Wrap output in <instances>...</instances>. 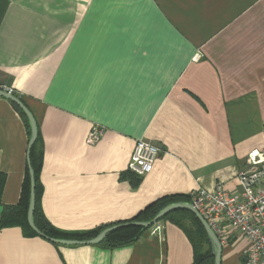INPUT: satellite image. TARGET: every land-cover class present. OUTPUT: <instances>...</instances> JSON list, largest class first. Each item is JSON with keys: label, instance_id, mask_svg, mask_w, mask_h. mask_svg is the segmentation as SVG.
Wrapping results in <instances>:
<instances>
[{"label": "crops", "instance_id": "crops-1", "mask_svg": "<svg viewBox=\"0 0 264 264\" xmlns=\"http://www.w3.org/2000/svg\"><path fill=\"white\" fill-rule=\"evenodd\" d=\"M0 86L37 120L41 206L63 232L129 220L167 195L237 192L248 154L264 149V0H0ZM96 125L105 132L89 145ZM29 139L0 97V221L21 199ZM138 139L161 152L136 179ZM248 244L232 229L222 264H243ZM193 261L170 220L118 247L0 230V264Z\"/></svg>", "mask_w": 264, "mask_h": 264}, {"label": "built area", "instance_id": "built-area-1", "mask_svg": "<svg viewBox=\"0 0 264 264\" xmlns=\"http://www.w3.org/2000/svg\"><path fill=\"white\" fill-rule=\"evenodd\" d=\"M104 132V127L94 126L86 143L97 144ZM160 152L158 145L138 139L128 163L129 170L138 176L149 174ZM238 182L237 192H230L220 184L212 190H193L189 193L190 202L223 245L228 244L232 229L249 241L243 264H264V149L248 154L247 168L238 173Z\"/></svg>", "mask_w": 264, "mask_h": 264}, {"label": "trees", "instance_id": "trees-1", "mask_svg": "<svg viewBox=\"0 0 264 264\" xmlns=\"http://www.w3.org/2000/svg\"><path fill=\"white\" fill-rule=\"evenodd\" d=\"M15 94L19 96L17 93ZM11 103L15 106V108L21 113V115L25 119L26 125L30 133L29 121L25 113L15 103H13L12 101ZM35 144L36 142L32 146L30 153L31 165L35 171V182H36V206L34 211V219L37 227L42 232H44L45 234L51 237L68 238V239L73 238L80 240L89 239L98 235L105 228L113 225L124 224L134 221H149L152 218H154L162 208H164L166 205L170 203L181 202V201L190 202L189 195H167L150 203L143 210H141L136 216H134L129 220L109 224L106 226H101L99 228L89 231L74 232V233L63 232L62 230H59L56 227H54L49 222L41 206V196H40L41 189H40V182L38 176V169L36 167V163H34L33 161V156H32ZM131 175L134 178L139 179L138 175L134 173H131ZM30 190H31V178H30L29 167H27L25 179L22 186L21 199L17 205L4 206L2 218L0 221V230L4 227L17 225L22 227L26 236H40L30 227L28 223V207H29V199H30ZM161 220L173 221L178 225H180L187 233L194 249V261L192 264H214V258L211 256L212 247L207 232L204 226L202 225V223L200 222V220L192 212H189L187 210H177L164 216L159 221ZM151 227L144 228L142 226H135V225H123L117 227L116 229L109 232L106 238L98 245H103L107 247H118L122 245L132 244L138 241L139 239H141L143 234Z\"/></svg>", "mask_w": 264, "mask_h": 264}, {"label": "water", "instance_id": "water-1", "mask_svg": "<svg viewBox=\"0 0 264 264\" xmlns=\"http://www.w3.org/2000/svg\"><path fill=\"white\" fill-rule=\"evenodd\" d=\"M0 97L6 98L13 103H15L26 115L29 126H30V139L28 143V151H27V161H28V167L30 171V178H31V190H30V199H29V207H28V223L30 227L42 238L47 239L53 243L61 244V245H96L101 243L107 236L109 232L116 229L117 227L123 226V225H135V226H142L144 228H148L153 226L154 224H157L160 219H162L164 216L168 215L171 212L177 211V210H187L189 212H192L202 223L204 226L211 247L212 252L211 256L214 258V264H222L223 262V244L221 243L219 237L215 233V231L211 228V226L208 224V222L205 220V218L201 215V213L195 208V206L191 202H173L168 205H166L164 208H162L154 218H152L149 221H134L124 224H118L113 225L110 227L105 228L102 230L98 235L95 237L89 238V239H68V238H55L51 237L44 232H42L36 225L35 219H34V211L36 206V182H35V171L31 165V148L36 142L38 138V124L37 120L32 113V111L29 109V107L25 104V102L17 96L14 92H11L10 90L1 87L0 86Z\"/></svg>", "mask_w": 264, "mask_h": 264}, {"label": "rangeland", "instance_id": "rangeland-1", "mask_svg": "<svg viewBox=\"0 0 264 264\" xmlns=\"http://www.w3.org/2000/svg\"><path fill=\"white\" fill-rule=\"evenodd\" d=\"M206 248V247H205Z\"/></svg>", "mask_w": 264, "mask_h": 264}]
</instances>
